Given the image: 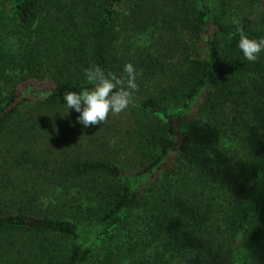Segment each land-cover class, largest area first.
<instances>
[{
    "label": "trees",
    "instance_id": "trees-1",
    "mask_svg": "<svg viewBox=\"0 0 264 264\" xmlns=\"http://www.w3.org/2000/svg\"><path fill=\"white\" fill-rule=\"evenodd\" d=\"M241 32L264 38V0H0V264H264V52ZM126 63L127 110L61 116L84 69Z\"/></svg>",
    "mask_w": 264,
    "mask_h": 264
},
{
    "label": "clouds",
    "instance_id": "clouds-1",
    "mask_svg": "<svg viewBox=\"0 0 264 264\" xmlns=\"http://www.w3.org/2000/svg\"><path fill=\"white\" fill-rule=\"evenodd\" d=\"M237 47L247 61L256 62L264 52V38H249L241 32ZM123 72L127 74L126 80L114 73L105 75L95 66L84 69V79L92 87L80 92H65L62 97L65 112L61 116L74 111L78 115L72 126L79 124L88 128L103 123L110 114L118 115L127 110L139 86L136 69L131 63L124 65Z\"/></svg>",
    "mask_w": 264,
    "mask_h": 264
},
{
    "label": "rangeland",
    "instance_id": "rangeland-1",
    "mask_svg": "<svg viewBox=\"0 0 264 264\" xmlns=\"http://www.w3.org/2000/svg\"><path fill=\"white\" fill-rule=\"evenodd\" d=\"M57 136V134H55V136L54 137H56ZM51 141H53V140H51V139H46L45 141H44V143H43V145H45L46 147H47V145H48V143H50ZM28 179H29V177H28ZM44 179V178H43Z\"/></svg>",
    "mask_w": 264,
    "mask_h": 264
}]
</instances>
